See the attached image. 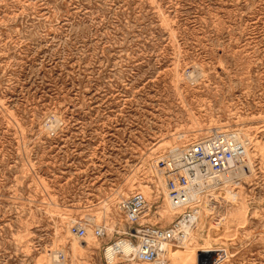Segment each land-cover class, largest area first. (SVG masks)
<instances>
[{
  "label": "rangeland",
  "instance_id": "374dc122",
  "mask_svg": "<svg viewBox=\"0 0 264 264\" xmlns=\"http://www.w3.org/2000/svg\"><path fill=\"white\" fill-rule=\"evenodd\" d=\"M215 129L262 145L249 142L250 173L226 182L243 222L210 221L230 210L218 189L181 252L109 263L127 229L119 199L142 191L160 226L177 214L158 219L152 156ZM72 224L94 245L73 254L89 234ZM60 253L64 264H264V0H0V264H60Z\"/></svg>",
  "mask_w": 264,
  "mask_h": 264
},
{
  "label": "built area",
  "instance_id": "2783aa9c",
  "mask_svg": "<svg viewBox=\"0 0 264 264\" xmlns=\"http://www.w3.org/2000/svg\"><path fill=\"white\" fill-rule=\"evenodd\" d=\"M242 141L236 131L215 130L211 135L191 142L185 149L158 156L156 167L166 183L169 202L180 210L168 225L160 226L148 219L151 207L142 191L135 190L121 199L118 209L126 220L127 229L110 244L112 255L124 254L122 246L125 245L128 253L124 257L153 262L166 253L170 242L185 237L199 219L201 203L210 189V177L220 175L246 158L247 147ZM70 233L81 238L86 235V229L72 224ZM93 235L103 237L105 226L95 225ZM56 256L60 264L65 263L63 254ZM107 261L110 263L108 258Z\"/></svg>",
  "mask_w": 264,
  "mask_h": 264
},
{
  "label": "bare ground",
  "instance_id": "6f19581e",
  "mask_svg": "<svg viewBox=\"0 0 264 264\" xmlns=\"http://www.w3.org/2000/svg\"><path fill=\"white\" fill-rule=\"evenodd\" d=\"M180 76V75H179ZM217 127H219V126H217ZM211 128H213V127H211V126H207L206 128H202L201 126L199 127V129L198 130H196V131H201V130H206V132H210L211 131ZM216 128V127H215ZM216 130V129H215ZM219 130V129H218ZM222 131V130H221ZM243 130H240V131H237V135L239 136V138H241L242 140H244L245 141V143H246V147H247V153H246V158L241 162V163H239V165L238 164H236V165H231L226 171H224L223 173H221L220 175H216V177H210V179H212V180H208V181H210V182H208V185H209V187L208 188H210L209 190H208V193H207V195L209 196H213L214 195V192H215V190H218L219 189V191L221 192L222 191V195L223 196H221L222 198H224V199H226V200H228L229 202L227 203V204H230V206L228 207V208H230V210L229 211H226V216L225 217H219V218H217V217H215V216H212L211 217V219H210V221L213 223V224H215V227L218 225V223L222 220V223L224 222V221H228V222H230V224H228L229 226L228 227H230V226H235V225H238V223L239 222H243V219H244V211H243V209H245L246 207H247V205L245 204V202L242 200L243 198L241 197L240 198V196L239 195H237V194H235V193H233L232 191L233 190H231L230 188H228L227 187V181H229V180H231V179H236V181H238V182H240L241 181V178L242 177H245L248 173H250V169L252 168L251 166H250V164H251V162H252V160H251V156H250V154H249V151H248V146L247 145H249L250 143L249 142H251V141H249V139L246 141V139H244L245 137H246V135H244V133L242 132ZM256 134V133H255ZM193 135H195V134H193ZM241 135L243 136H245L244 138L243 137H241ZM192 138H194L193 136L192 137H190L189 138V140L190 139H192ZM248 138V137H247ZM188 139V138H187ZM189 140H187V142L189 141ZM244 141H242V142H244ZM252 143V142H251ZM190 143H186V142H184L183 144H182V148H178V151L179 150H182V149H185L186 147H188V145H189ZM163 145L164 144H159V146H158V148H162L163 147ZM252 147H253V150H255V151H260V149L262 148V145L258 142V141H254L253 143H252ZM263 150H261V152H262ZM177 152V151H176ZM154 155V154H153ZM152 159H153V161H152V163L150 164V171H151V173L153 172V173H156L155 175H157V183H158V187H161V189H162V191H163V195H164V197H163V199H161V200H163V206H162V208L158 211V213H157V215L159 216L158 217V219H160V220H162V221H169V220H171L172 218H173V216H174V214H176V212H179V210L180 209H178V208H175V207H173L171 204H170V202H169V199H168V197H167V191H166V183H165V181H164V178H163V176H162V174H161V172H158V171H156L155 170V168H154V166H155V164H154V166H153V162H156V161H154V156H152ZM157 159V158H156ZM249 171H248V170ZM247 170V171H246ZM133 180V179H132ZM156 180V179H155ZM232 180V181H233ZM231 182V181H230ZM229 183V182H228ZM141 187V186H140ZM233 187V186H232ZM145 189V188H144ZM121 191V190H120ZM129 191V190H128ZM123 192V191H122ZM211 192V193H210ZM217 192V191H216ZM117 193V192H116ZM218 193V192H217ZM216 193V194H217ZM118 194H119V196H122V197H125V192H123V193H121V192H118ZM145 194V193H144ZM221 194H219V195H221ZM148 195V194H147ZM127 196V195H126ZM155 196H156V199H158L160 196H158V193H156L155 194ZM214 197V200H211V201H209V200H205L204 202H205V205H206V211L207 212H209V214H210V216L213 214V210H214V204L216 203V201L219 199V197L220 196H218V195H214L213 196ZM213 197H211V198H213ZM149 198V197H148ZM114 199V198H113ZM207 199V198H206ZM217 199V200H216ZM111 200V199H110ZM109 200V201H110ZM112 201V200H111ZM111 201H110V203H111ZM119 201H120V199H119ZM103 202V201H102ZM207 203V204H206ZM107 205H108V203H107ZM105 206H106V203H105ZM106 209L105 210H107L108 211V209H107V206L105 207ZM96 210V209H95ZM114 210V209H113ZM71 212V211H70ZM99 212V211H98ZM113 212V211H112ZM82 213H83V211H82ZM201 213V212H200ZM223 213V212H222ZM97 214V213H96ZM100 214V213H99ZM99 214H97V215H99ZM149 215H150V212H148V219L149 220H151L150 219V217H149ZM216 215V214H215ZM224 215V214H223ZM62 216V215H61ZM72 216V215H71ZM100 216V215H99ZM104 216V215H103ZM115 216V215H114ZM218 216V215H217ZM107 217V216H106ZM118 217V216H117ZM154 217V216H153ZM215 217V218H214ZM95 218H97V217H95ZM99 218V217H98ZM93 219V218H92ZM88 220V219H87ZM92 221V220H91ZM90 221V222H91ZM117 221V220H116ZM72 222V221H71ZM73 222H75L74 220H73ZM100 222H101V220H100ZM118 222V221H117ZM125 222V221H124ZM68 223V222H67ZM107 223V222H106ZM201 218H200V220L197 222V224H196V226H195V228L196 227H198L199 225H201ZM88 224V223H87ZM217 224V225H216ZM65 226V225H64ZM104 226H105V229H107L108 228V230H110V231H112L113 229H114V223L112 222L111 224H109V226H107V224H105L104 223ZM124 226H127V225H124ZM84 227H85V229H86V234H87V232H88V237L87 238H85V245H80V244H78L77 242H79V241H76V238H73V242H72V244H71V246H70V248H71V251H72V253L73 254H76L77 252H79L81 249H85V248H89L90 246H93L94 245V243H93V238H91L90 236L92 235L91 233V231H90V228L88 227V225H84ZM194 229V228H193ZM193 229H191V230H189L188 232H187V235H185V237H183V238H179V239H176V240H174V241H172V242H170L168 245H167V252H169V253H171V254H173V253H175L176 252V250H177V252L179 253V251L181 252L185 247H186V243H188L192 238H193V235H192V230ZM117 230V229H116ZM121 230V229H120ZM125 230V229H124ZM69 232V230L67 229V233ZM124 232V231H123ZM91 234V235H90ZM93 236V235H92ZM76 237V236H75ZM175 241H177V242H175ZM191 244V243H190ZM67 248V247H66ZM112 246L111 245H108V246H106V248H105V255L107 256V258H108V260L110 261V263H113L114 261H115V259H116V256H114V255H112V253H111V250H112ZM122 250H123V252H124V254H122L121 256L122 257H124V255H125V253H128V247L127 246H125V245H123L122 246ZM52 255H53V253H52ZM166 255V253H164L162 256H160L158 259H156L155 261H160L161 259H163L164 258V256ZM54 256V255H53ZM75 258V257H74ZM43 261H44V258H43V256H42V258H41ZM42 261V262H43ZM73 262V261H72ZM149 263V262H148ZM155 263V262H154ZM74 264V263H73Z\"/></svg>",
  "mask_w": 264,
  "mask_h": 264
}]
</instances>
